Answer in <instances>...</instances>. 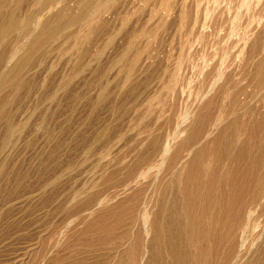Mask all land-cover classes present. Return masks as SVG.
Returning a JSON list of instances; mask_svg holds the SVG:
<instances>
[{
  "label": "rangeland",
  "instance_id": "374dc122",
  "mask_svg": "<svg viewBox=\"0 0 264 264\" xmlns=\"http://www.w3.org/2000/svg\"><path fill=\"white\" fill-rule=\"evenodd\" d=\"M119 1L120 2L117 5L118 7L116 6L111 10V13L106 14L105 16V18L107 19L105 20L106 24L103 25L101 28H99L101 29L100 32L99 29H97L93 34V39L91 43L89 44L86 43V45L83 46V49L88 50V54L85 55L84 58L81 60L79 64L80 67L79 69L77 68L78 65L76 66L75 64V61L74 60L71 61L69 52L67 50L57 47V45L54 44L53 48L55 47L56 48L54 49V52L51 55L44 58L43 59L44 61H42L40 65L30 66L28 70L29 75H27L28 82L26 87L19 92V99H17L14 103H11L10 102L11 97L7 96L8 98H6V100L3 103L4 108L6 110L8 109L7 113H9L10 116L14 115L15 121L18 124V126H21L26 121H27V125H26V129L21 135L22 137L20 136V138L16 140V144L13 145L12 147L11 146L8 147L4 151V153L0 156V159L3 160L6 159V167H7V171L5 173H0V264H52V259L55 256V253L57 252L56 248H55L56 250L52 249L54 248V244L60 243V241L64 239L63 237H65L66 233L68 232L67 228L68 230L71 229V227H67V226L64 227L65 225L63 226V222L66 221V217H67L66 215L67 213L66 211H64L63 207L67 203L68 201L67 199H69V197L73 194L74 191L82 187L85 182H88V179L92 177V173H91L92 171L95 170L97 175L96 177L100 178L103 173L100 166L104 165L105 163L109 164L108 166L106 165L104 167L105 169H108L107 170L108 173L115 172V170H117V168H115L117 165L110 162L112 156L114 154L115 155L118 154V152H121L122 148L128 147L129 145L131 146L132 143L133 144L135 142L137 144L138 142L140 143L141 142L140 140L142 139V137H144V135H142V130L148 127V125L152 126L154 133H156L161 137L164 136L166 137L167 133L173 130L175 119L177 120L180 117L179 116L180 114L182 117H184L187 114L186 111H189L191 113L197 111L200 104L202 103L201 89L203 87L204 81L206 80V78H209L211 76H212L211 78H213V74L215 73L214 72L215 70H213L212 72V69H216V65L218 68L220 67L222 72H224L222 74L224 78H228V77L232 78L233 82H238L239 84H241L242 89L244 88L242 90V92H244L242 94L244 97L241 96V98H243L244 100L245 99L254 100L253 110H255V115L258 116V117L255 116L254 119L251 121L253 122L256 119L255 122L252 123V126L254 127L250 125L251 122L249 123L250 133L247 134V136L244 139L245 143L246 141L248 142V144H245L246 147L245 152L247 151L248 154V151L251 149V151L253 150V152L256 155L252 152V154L249 153L248 154L249 156L247 155V157L245 156L246 154L243 155L244 158L243 156L241 158H236V159L234 157L233 160L229 162L230 165L232 164L231 169L233 172L232 173L233 179L234 177L236 179V176L239 177V175H241V170L243 171L242 173H244V177L248 173L249 176H251V177L248 176L245 177L246 179L244 178L245 181L243 182L244 185L242 184V188L243 190H247V194L245 193L243 194L244 202H242L241 205H238L239 207L237 206V208H235L234 206V208L236 209L235 211L233 208L234 211L233 213L234 214L237 213V215H233L231 217V220H226L223 223L225 222L239 223L238 227L240 228L241 231L240 233L237 234L239 237H241L244 234V229L246 228L245 217L249 213L254 211L255 208L257 209L259 217L262 220H264V206L258 208V202H259L258 192H259L260 184L258 185L256 184L258 180V175H257L258 172H261L262 173L261 176L264 177V167L261 170H259V167L257 168V164H256V166L254 167L255 170L252 169V172L250 171L251 169L249 170V168L252 167V164L250 163H252L253 160H255L254 158H256V161H259L262 159V158L260 159L259 157H263L262 153L264 152V149L262 150L263 151L262 152L260 148L261 149L264 148L263 146L264 140L262 143V139H264V128H263L264 121L262 122V119H264V107H263L264 99H255L253 92L254 88L249 85L252 80V77L250 76L249 72L250 71L253 72L255 69L252 68L253 66L252 67L248 66L246 68L244 64L245 60L242 59L243 56H245L244 55L245 50L248 49L250 50V48L252 49V47L249 46V44L256 42L258 39L261 40L264 37V31H263L264 30V22H263L264 0H260L259 5H258L259 2L257 3V0H253V2L255 1L253 3L254 8L252 7L253 8L251 10L252 12L250 11L249 13L246 12L247 9L245 7L241 6L243 5L244 0L242 1L231 0L233 3H231L230 0H226V1L220 0L217 2L216 1L213 2V0L211 2L210 0L211 3H209V0H185L186 2L183 3V9H184L183 16L186 14V18L184 16V19L180 17L181 5L178 2H180L181 0L179 1L176 0L173 6L174 8H172V12L170 11V13L168 12L165 13V11L162 9L159 3L160 0H153L151 1L152 3L151 2L146 3L143 0H119ZM153 3L156 5H154ZM177 4L179 5L180 8L178 7ZM228 4H231V6ZM173 9L176 10L173 11ZM232 9L233 12H230ZM139 10H143L144 13ZM156 10L158 13L156 12ZM192 10L194 11L192 12ZM115 11L117 12L115 13ZM162 11H163V15L166 17L167 20L166 27L164 29H160L154 24L155 27L152 29L151 34L147 38L141 37V39H139L140 37H137L136 35L133 34L131 35L132 31L138 27L147 26V28H151L152 27L151 23L153 22L155 23L157 21V19L162 15ZM190 11L192 12V14ZM174 12L176 14H174ZM216 12H220V13H216ZM229 12L232 14H230ZM228 14H230V16ZM187 15L189 17H187ZM201 17L202 19H200ZM148 18L150 19L147 20ZM239 18L242 20L240 21ZM181 20L183 22H181ZM212 20L214 21V23ZM248 21H250V23H248ZM255 21L257 22L256 24L257 26L254 27L256 23ZM247 24H249L250 27ZM183 25L184 28L186 25L187 27L186 30L183 29L182 32L181 29ZM214 25L215 27L216 26L221 27L222 31L221 28L219 27L218 28L213 27ZM245 25H247L248 27ZM261 25H263V27ZM235 26L236 29L233 28ZM237 27H240V29L241 28H245V29H241V31H237L236 33V30H239V28ZM251 27H253L254 29ZM216 30L217 32H215ZM224 30H226V32ZM242 30L243 33H241ZM249 30L252 33H250ZM254 30L255 32H253ZM79 31H83V30H79ZM225 34L227 37L224 36ZM255 34L256 36H260V37H256ZM214 35L215 38H212L214 37ZM229 35L230 38L228 37ZM241 35L243 36L244 41L242 40ZM217 36L220 37L222 36V37L217 38ZM235 36H236V42L234 38ZM78 37H79L78 38L79 41L83 40L86 37V32H82L81 34L78 35ZM109 37H111V39L109 40L111 41L114 40V42L110 41L111 43L104 48L105 46L104 41L108 40ZM145 39H147V41L149 40L150 42L152 41L151 42L152 45L150 48L151 58L149 59L146 57L148 52L145 51L144 56L146 58L142 56L143 59H141L138 63L139 64L138 70L136 71L134 76L130 78V82L127 84V86L124 87L123 83L125 82L126 79H128L127 77H125L127 76V73L126 74L124 73L123 75L125 76H122L120 78L116 77L117 74L121 71L122 69L121 67L123 66V64L114 65L112 61L114 57L116 58L117 55H121L122 50H124L123 47L127 44V42L140 43V42H145L146 41ZM218 39L219 41H217ZM223 39L225 41H223L220 44V42ZM192 42H194L193 45ZM218 42L221 46H223L224 43V49L227 44L226 49L222 50L221 49L222 47H218L219 46ZM229 42L231 43L232 46L229 44ZM245 42L247 43L248 48L246 46V49L244 50L243 48L245 46ZM229 45L232 55L229 58L228 62H225L224 64L220 65V60L224 55L222 54V51H224L223 53H225V51L228 50ZM210 47L213 48L214 50L212 49L209 50ZM217 47L221 50V52ZM215 49L218 50L215 51ZM210 52H211V56H210ZM134 53L135 51L132 50L131 54ZM213 54L215 55L213 56ZM77 55L78 52H75L73 57H77ZM239 62L242 63L243 66H241L242 64H240ZM237 63L239 67H237ZM251 68L254 70H252ZM242 69H244V71H242ZM230 73L231 75H229ZM65 76L68 77L67 78L68 85H66L64 89H61L58 92H56L55 94L56 96L54 100L51 101L49 99L50 94L56 90L55 88L57 84ZM170 76H175L176 78L173 79L170 78ZM203 76L205 80L203 79ZM240 78L242 79L245 78V79L242 81V79ZM172 79L173 81H171ZM179 80L181 84L180 87H179L180 85ZM174 81L175 84L173 85ZM168 84L172 86V89L164 88ZM195 86L197 87L196 89ZM103 87L107 88L105 93L106 96L103 100H99V94ZM3 92H9V89L5 88L3 89ZM204 93H206V90ZM157 96L158 98L155 100L157 102H155L154 105L151 103V101H153L154 97ZM159 98L161 101H163L166 104L162 106L163 112L162 110H160V108L162 107L161 105H159L158 102ZM209 101H211L212 104L207 103ZM221 102H222V98H220L219 89L215 88L212 91L206 93V101L204 102L203 109L206 110L209 109L208 112L210 111L211 112L209 114L206 110H205L206 112L204 111L205 119L202 117L203 120L202 123H204L203 125L204 127L207 126V120L209 121L212 118L211 113L213 115L217 113ZM7 104H10V106ZM151 104L153 105L152 113H150L148 116H146V118H144L141 121L140 120L141 115L144 114L146 111H148V108ZM207 106H209V108ZM255 106L258 107L260 110ZM256 110L258 111L256 112ZM206 113L208 114V116L211 115L210 119L206 118L207 117ZM158 116H160V118ZM155 117L156 118L158 117L159 120L156 121ZM259 117L263 124L260 122V120L257 121ZM134 118L136 120H134ZM6 119L8 118L6 117L5 120L4 118L1 119L2 121L0 120V136L3 135L4 124H5L4 122L6 121ZM189 121L191 127L189 126V123H186L187 127H189L192 131L195 130L193 132H199V133L203 132L202 130L204 128L203 126H201L202 125L201 122L200 125L198 124V121L196 123L193 120H189ZM204 121L206 122V125ZM226 121L228 122L229 120L226 119L222 123V125L227 123ZM196 125H197V129H195ZM198 126L202 128H199ZM260 126H262V128H260ZM102 130H106L107 133L99 137L97 141H94L95 137ZM172 132H170L169 134H171ZM193 132L190 133L193 134ZM199 133L197 134L194 133L193 136L198 135ZM175 136L177 135L173 134L171 138ZM185 137L186 136H184V138ZM241 137L240 138L243 139V136ZM137 138L139 139V141ZM171 138L169 140H166L165 143L163 144L164 150H167L170 143H172ZM246 138H248V140ZM133 140L136 141L133 142ZM260 142L262 144H260ZM251 144H254L252 145L253 148H251L252 147L250 146ZM88 146H91L92 151L88 153L89 155L88 157H85V152L89 148ZM151 149H152L151 147L148 150L146 148L147 151ZM258 150H260L261 152ZM259 152L262 155L260 154L259 156ZM184 153L187 154H185L186 156L183 155V160H188V158H190L191 155L190 150L184 151ZM250 156L253 157L250 158ZM126 157L128 160L127 162H131L132 164L136 162L135 160L137 158L136 155L127 154ZM148 160L150 161L152 160V161L148 162ZM157 161H161V157L154 158L149 156L147 160L143 161L140 164L141 169L135 167L137 170L135 171L136 175L133 180L130 181L128 180L127 182L125 181L127 179L124 180L119 179L118 176L123 174H117V177L115 176L116 178L114 179L113 182L106 183L107 185L104 189L101 190H99V188L94 189V191L97 192V195L99 196L102 195V197L106 196L107 199L110 201L111 200L113 201L115 199L117 202L115 201L116 203H113L114 205L116 204L118 207L122 205L124 206L125 209L128 210V213L130 215L128 214V216L125 215L123 217L124 224L128 223L127 221L129 218L132 220L131 217H134L133 220H136L140 224L143 221L144 212L151 210L150 207H152V205H149L151 203L148 202H150L149 197L151 198L152 194L151 191L150 190L147 191V189L151 187L153 182L151 183L149 181H153L154 177L156 178L157 176L156 183L158 184L160 182H163L162 179L163 178L166 179V176L168 177L170 175L168 179L171 178L173 171L171 170L168 171V169H166L165 171V167L161 168V166ZM151 163L153 164L151 165ZM238 165L240 166V168H238L239 170L237 173H234V171L237 170L236 167H238ZM248 166L251 167L248 168ZM99 168L100 171L98 170ZM159 170L161 172L163 170L164 171L160 173ZM93 177L96 178L95 176ZM117 181L121 183L119 184L118 182L117 185L116 184ZM145 183L147 184V186ZM134 184L136 185L134 186ZM246 186H248V189ZM244 187H246V189ZM238 189L240 190V188ZM174 190H176V188L169 189L170 192L168 191V193H170L169 194L170 196L175 195ZM135 192L137 194H135ZM237 192L239 194L240 191L235 190L236 194ZM145 194L147 195V197ZM114 195L116 197H114ZM134 195L136 196L138 195V196L136 197ZM123 200L126 202L120 204V202ZM145 200H148V202L146 201V204H145ZM86 202H88V200L80 201L81 204H85ZM171 202L172 200H170L169 202L170 205L169 207H171L172 205L173 208L171 210L175 211L174 210L175 204ZM131 205L132 208H129ZM183 205L187 206V203L183 201L181 206ZM157 206H161V203L158 202ZM200 206L201 205L196 204V209H195L196 212H194L195 210H191V208L190 209L188 208V212L184 210L183 214L186 213L185 215L188 216L187 214L197 213L196 215L199 216L203 214L204 211L203 205L202 207ZM156 207L153 209L156 210ZM143 208H145L146 210ZM137 209L138 211H136ZM223 211L224 210L221 207H218L216 210L213 211L212 218H214L213 220H215V222L216 220L219 221V219L223 217ZM170 214L168 215L170 216ZM174 214L175 212L172 213L170 217L168 216L169 218L167 217V214L166 216H163L165 218L167 217L168 219H170L171 222L174 224L171 227L172 229L174 228V230L171 229V234H173L172 236L175 235V238L181 240V246H180L181 249H173V251L176 252L183 251L184 253H189V254L193 252L194 256H196V254L198 253V249L195 248L192 251V247H191L192 241L191 240L189 241L188 239L192 235V232L189 229V227L185 228L183 226L184 215L182 214L181 216H178ZM216 216L217 217L221 216V217L217 218ZM175 217L176 219L179 218V220L177 219V221H179L178 223L181 226H178ZM138 218L140 219V222ZM165 218H163L164 221L169 222V220ZM130 219L129 221H131ZM173 219L174 221H172ZM237 219H239V221L235 222V220ZM110 220H112V218ZM181 221L183 222V225ZM51 222L56 224V227L53 228L54 230L48 229L50 228L48 227V224H50ZM76 227L77 226L72 227L73 230H70V232L72 233V238L75 237V240H77L78 230L82 226L78 225L79 228ZM177 228L182 230L180 235L176 234V232H180V231H175ZM121 229H125V228L122 227L119 230ZM59 230L60 233H58ZM61 231L63 232L65 231L64 235H60L63 234ZM70 235L71 234H69V236ZM44 239L45 240L48 239V242H45L46 244L42 242ZM71 241L72 242H70V245L74 244V241L73 240ZM126 241L127 239L123 241L122 240L116 241L113 245L117 246L121 244L120 247L121 246L123 247L126 245L125 244ZM178 242L180 241L178 240ZM67 243L68 242L66 241V243L64 244ZM156 244L158 243L153 242L152 244L153 249L156 248L157 246ZM204 244L205 242H202L203 246ZM52 245L53 247H51ZM160 248H162V250L159 248L155 249L157 251L156 254H158V256H156L158 260V261L156 260L157 264H161V263L163 264L164 261H165L164 264L172 263V261H170L171 259H167V257L170 258V256L165 255L164 253L165 250L163 251L164 248L163 247ZM100 249L101 251H98ZM153 249L152 251L156 252ZM72 250L73 248H70V251ZM76 250L77 251L75 252V254H78L77 256H80L82 254H85L83 250H88V249H85L83 247L81 248L76 247ZM89 251H93L92 253L95 254V257L93 256L94 258L96 257L98 258V256H101L99 257V259H105L107 256H109V258L108 257L106 258L107 260L109 259L108 261H111L113 259L112 256H114V253L109 254L107 251L105 250L103 251V248H99L98 246L92 247V250ZM159 251H161L160 252L161 257L158 253ZM162 251L164 253L163 255H162ZM103 254L105 255V257L102 256ZM127 254H128L127 256L130 257L132 253L127 252ZM148 254L146 251L141 252V250H138L136 256L137 258L136 264H147ZM60 255H62V257L68 256L69 250L62 251L61 248ZM224 255L225 254L223 253L222 255L218 254L217 249L213 250L212 253L210 254L212 260L211 263L222 264L224 259L220 257L221 256L224 257ZM161 258L162 259L166 258L167 261L166 259L162 260ZM113 260L111 263H113ZM131 260H133L134 262L135 257L131 258ZM191 261L193 262V264H195V260L193 258L191 259Z\"/></svg>",
  "mask_w": 264,
  "mask_h": 264
},
{
  "label": "bare ground",
  "instance_id": "6f19581e",
  "mask_svg": "<svg viewBox=\"0 0 264 264\" xmlns=\"http://www.w3.org/2000/svg\"><path fill=\"white\" fill-rule=\"evenodd\" d=\"M143 1L146 3H149L153 0H143ZM177 1H179V0H177ZM214 1L217 2L220 0H213V2ZM259 1L260 0H257V3ZM119 2H120L119 0H0V120L2 118H4V120L6 117L8 118L4 122L5 124H4L3 135L0 136V142H1L0 143V156L4 153V151L8 147H10V146L12 147L13 145L16 144V140L18 138H20V136L23 134L24 130L26 129L27 121L24 122L22 125L20 124L21 126H18V124L15 121L14 115L10 116V114L7 113L8 109L6 110L4 108L3 103L6 100V98H8V97H11V101H10L11 103H14L17 99H19V92L21 90H23L27 85V82H28L27 75H29L28 70H29L30 66L31 65H40L42 63V61H44L43 60L44 58L48 57L49 55H51L54 52V49L56 47L55 48H53V47H54V44H56L57 47L64 49V50H67L69 52L71 61L74 60L76 66L78 65L77 68L79 69L80 68L79 64H80L81 60L84 58L85 55L88 54V50L83 49V46L86 45V43H88V44L91 43V41L93 39V34L95 33V31L106 24V22H105V20H107L105 18L106 14L111 13V10L113 8H115ZM175 2H176V0H160L159 3L161 5L162 9L165 11V13H167V12L170 13V11L172 12V8H174L173 6H174ZM185 2H186L185 0L184 1L181 0L180 2H178L181 5L180 17L183 19H184V16L186 18V14L183 16V14H184L183 3H185ZM211 2H212V0H211ZM211 2L209 0V3H211ZM254 2H253V0H244L243 5H241V6L245 7L247 9L246 12L249 13L254 8L253 7ZM204 3H206V2H204ZM231 3H233V2L231 1ZM234 3H236V2H234ZM187 4H185V5H187ZM259 4H260V2L258 3V5ZM154 5H156V4H154ZM198 5H199V3H198ZM228 5L231 6V4H228ZM217 6H218V3H217ZM254 6H255V4H254ZM178 7H179V5H178ZM232 7H230V8H232ZM237 7H238V4H237ZM207 8H208V6H207ZM228 8H226V9H228ZM226 9H225V12H226ZM233 9H235V8H233ZM233 9L230 12H233ZM154 10H155V7H154ZM174 10H176V9H173V11ZM139 11L143 12V10H139ZM193 11L194 10H192V12ZM116 12L117 11H115V13ZM156 12H157V10H156ZM192 12H191V14H192ZM220 12H216V13H220ZM238 12H239V10H238ZM254 12H255V9H254ZM241 13H242V11H241ZM256 13H257V11H256ZM147 14H145V15H147ZM152 14H155V13H152ZM174 14H176V13L174 12ZM212 14H213V12H212ZM230 14H232V13H230ZM230 14H228V15L230 16ZM215 16H218V15H215ZM241 16H242V14H241ZM258 16H260V15H258ZM258 16H257V18H258ZM261 16H262V13H261ZM187 17H189V16L187 15ZM210 17H211V15H210ZM240 18H239V20L241 21L242 19H240ZM149 19L150 18H148L147 20H149ZM200 19H202V17ZM216 19H218V18H216ZM182 20H181V22L184 21V20L183 21ZM186 20H188V19H186ZM208 20H209V18H208ZM166 22H167L166 17L163 15V11H162V15L157 19V21L155 23L154 22L151 23V25H152L151 28H147V26L146 27H138L132 31L131 35L132 34L136 35L137 37H140L139 39H141V37L147 38V37H149L152 29L155 26L159 27L160 29H164L166 27ZM230 22H229V25H230ZM213 23H214V21H213ZM248 23H250V21H248ZM154 24H155V26H154ZM256 24H257V22L255 23L254 27L257 26ZM261 24H263V23H261ZM215 25L213 27H215ZM247 25H249V24H247ZM247 25H245V26H247ZM238 26H240V25H238ZM261 26L263 27V25H261ZM186 27H187V25L185 26V28L183 25L182 29L180 28L181 31L183 32V29L186 30ZM218 27L216 26L215 28H218ZM241 27H243V26H241ZM249 27H250V25H249ZM262 27H260V28H262ZM77 28L79 30H83V31H79ZM219 28H221V27H219ZM233 28L236 29V26ZM237 28H239V30H236V33H237V31H241V29H245V28L240 29V27H237ZM251 28H253V27H251ZM100 30L101 29H99V32H100ZM247 30H248V28H247ZM250 30H249V32L252 33ZM211 31H213V30H211ZM221 31H222V28H221ZM224 31L226 32V30H224ZM82 32H86V37L83 40L79 41L78 35L81 34ZM215 32H217V30ZM253 32H255V30ZM241 33H243V30ZM226 34L224 36H226ZM194 35H195V33H194ZM222 35H223V33H222ZM247 35H249V34H247ZM209 36H212V35H209ZM255 36H256V34H255ZM114 37H115V35H114ZM218 37H220V36H217V38ZM228 37L230 38V35ZM251 37H252V34H251ZM256 37H260V36H256ZM132 38H133V36H132ZM212 38H215V35ZM234 38H235V42H236V36ZM109 39H111V37H109L108 40L104 41V43H105L104 48L107 45H109L112 41L114 42V40L111 41ZM207 39H209V38H207ZM248 39H249V37H248ZM145 40H146L145 42H140V43L127 42V44L123 47L124 50H122L121 55H117L116 58L114 57V59L112 61L114 65L123 64V66L121 67L122 69L120 68L121 71L117 74L116 77L120 78L122 76H125V75H123L124 73L125 74L127 73V76H125V77H127L128 79H126L125 82L123 83L124 87L127 86V84L130 82V78L133 77L134 74L136 73V71L138 70V66H139L138 63L141 59H143L142 56L145 55L144 54L145 51L148 52L146 57L149 59L151 58V53H150L151 49L150 48L152 45V43H151L152 41L150 42L149 40L147 41V39H145ZM242 40H243V36H242ZM130 41H131V39H130ZM185 41H186V39H185ZM217 41H219V39ZM223 41H225V40L223 39L220 42V44ZM194 42H195V40H194ZM194 42H192V45ZM214 44H215V42H214ZM218 44H219V42H218ZM220 44L218 47H222L221 49L225 50L227 44L225 46V49H224V43H223V46H221ZM229 44L231 45L230 42H229ZM236 44H238V43H236ZM248 44H249V42H248ZM230 45H229L228 50L225 51V53H223L224 51H222V54H224V55L222 56V58L220 60V65L229 61V58L232 55L231 50H230ZM206 46H208V45H206ZM209 46H210V43H209ZM246 46H247V43L245 42V46L243 48L244 50L246 49ZM249 46H251L252 49L250 48V50L249 49L245 50V54L243 53L245 56H243V58H242L243 60H245L244 64H245L246 68L248 66H251V67L253 66L252 68L255 69L254 70L251 68L254 71L249 72L250 76L252 77L251 83L249 85L254 88L253 92H254L255 99H264V37L261 40L258 39L256 42H254L252 44L250 43ZM181 48H182V46H181ZM215 48H216V46H215ZM247 48H248V46H247ZM211 49L214 50L213 48L210 47L209 50H211ZM218 49H215V51H217ZM132 50L135 51L134 54H131ZM185 51H186V49H185ZM75 52H78L77 57H73ZM220 52H221V50H220ZM214 55L215 54H213V56ZM210 56H211V52H210ZM146 57L144 56V58H146ZM231 62H232V60H231ZM213 63H211V64H213ZM242 63H240V64H242ZM241 66H243V64ZM237 67H239L238 63H237ZM213 70H215L214 71L215 73L213 74V78H211L212 77L211 76L209 78H206V80H205V78L203 76V79L205 81L203 80L204 81L203 87H202V89L200 88L201 93H202V95H201L202 96V103L200 104L199 108L197 109V111H195L193 113L186 111L187 114L184 117H182L180 114L179 115L180 117L178 116L179 118L177 120L175 119V123L173 125V130H172L173 132L170 131V132H172L171 134H169L170 133L169 132V133H167L166 137L165 136L161 137V136L157 135L156 133H154V130H153L151 125L150 126L148 125V127L144 128V130H142V135H144V137H142V139L140 140L141 141L140 143L138 142V144H137L135 142L138 138L135 141L133 140V142H135L136 144L135 143L133 144L130 141L132 143V145H134V146L129 145L128 147L122 148L121 152H118V154H116V155L114 154L112 156V159L110 162L117 165L115 167V168H117V170H115V172L108 173L107 172L108 169H105L104 167L106 165L108 166L109 164L105 163L104 165L100 166V168L103 171L100 178L96 177L97 175H96L95 170L92 171L91 172L92 177L90 179H88V182H85L82 187H80L79 189L74 191L73 194L69 197V199H67L68 201L63 207L64 211H66V213H67L66 214L67 215L66 221L63 222V226L65 225L64 227H66V226L71 227L70 230H73L72 227H75V226L78 227V225H80L82 227L78 230L77 240H75V237L72 238V233L67 228L68 232L66 233V236L63 237L64 239L61 240L63 242L60 241V243L54 244V248H52V249L54 250L56 248L57 250L56 249L55 250L57 252L55 253V256L52 259V264H136V261H137L136 256H137L138 250H141V252L146 251L147 254L149 253L147 255V257H148L147 264H157L156 256H158V254H156L157 251L155 249L159 248L162 250V248H160V247L164 248L163 251L165 250L164 253L166 256H170V258L167 257V259H171L170 261H172V263H169V264H193V262L191 261L192 258L195 260V264H212L210 254L215 249L218 250V254H221V255H222V253L225 254L224 257H222V256L220 257V258L224 259L222 264H264V220H262L259 217L257 209L255 208L254 211H252V209H251L252 212L249 213L245 217L246 218V220H245L246 228L244 229V234L241 237H239L237 234V233H240V231H241L240 228L238 227L239 223H231V222L223 223L226 220H231V217L233 215H237V213L234 214L233 212L236 210L235 208H237L238 205H241L242 202H244L243 201V198H244L243 194L244 193L247 194V190H243L242 184L244 185L243 182L246 179L245 177H247V176L251 177V176H249V173H248L244 177V173H242L243 171L241 170V175H239V177L236 176V179H235V177L233 179V177H232L233 172L231 169L232 164L230 165L229 162L231 160H233L234 157H235V159L241 158L245 154H246L245 156L247 157V155L249 153L252 154V152H253V150L251 151V149L248 151V154H247V151L245 152V148H246L245 144H248V142L246 141V143H245L244 139L247 136V134L250 133L249 123L254 119L255 116H257V115H255V110H253L254 100H248V99L244 100L243 98H241V96H243L242 94L244 93V92H242V90L244 88L242 89L241 84H239L238 82H233L232 78H229V77L224 78V76L222 75L224 72L221 71L220 67L218 68L216 65V69H212V72H213ZM242 71H244V69H242ZM210 74H212V73H210ZM229 75H231V73ZM67 78H68L67 76L63 77V79L57 84V86L55 88L56 90L50 94L49 99L51 101L54 100V98L56 96L55 95L56 92H58L61 89H64V87L66 85H68V79ZM170 78L174 79L176 77L170 76ZM173 79L171 81H173ZM240 79H242V78H240ZM244 79H242V81ZM249 79H251V78H249ZM181 83H182V81H181ZM174 84H175V81H174L173 85ZM179 84H180V80H179ZM201 84H202V82H201ZM180 86H181V84L179 85V87ZM193 86H194V84H193ZM5 88H8L9 92H3V89H5ZM164 88L172 89V86L170 84H168ZM196 88L197 87L195 86V89ZM215 88L219 89L220 98H222V102L219 105L220 107H219V110L217 111V113L215 115H213L211 113L212 118L210 117L211 115L208 116V114L206 113L207 117L206 116L205 117L209 118V119L211 118V119L209 121L206 119L207 120V126L204 127L203 126L204 123H202L203 122L202 117L204 118V115H205L204 111L206 110V109H203L204 102L206 101V93L212 91ZM106 89L107 88H104V87L101 89L100 94H99V100H103L105 98ZM205 90H206V93H204ZM245 90H246V88H245ZM193 91H194V89H193ZM248 92H249V90H248ZM177 94H178V92H177ZM192 96H193V93H192ZM157 98H158V96L154 97V99H153V101H151V103L154 104L155 102H157V101H155ZM160 98H159L158 102H159V105H161V107H162L165 103L163 101H161ZM198 100H200V99H198ZM207 103L212 104L211 101H209ZM152 104L149 106L148 111H146L145 113L143 112L144 114L141 115V117H140L141 121L144 118H146V116H148L150 113H152V111H153V109H152L153 105ZM7 105L10 106V104H7ZM207 107L209 108V106H207ZM256 108H258V107H256ZM160 110H162V112H163V107L160 108ZM208 110H206V111L208 112ZM257 111L258 110H256V112ZM210 112H208V113L210 114ZM256 114H259V113H256ZM138 117H136V118H138ZM158 117L160 118V116H158ZM158 117L157 118L155 117L156 121L159 120ZM226 119L229 121L228 122L226 121L227 123L222 125V123ZM134 120H136V119L134 118ZM189 120H193L195 123L198 121V124H200V125L202 123L201 126H203V128H204L202 130L203 132L202 131H200L202 133L193 132L195 130L192 131L189 127H187L186 123H189V126H190ZM255 120L253 122H255ZM258 120H260V117H259V119H257V121ZM263 121H264V119H262V122ZM133 122H135V121H133ZM253 122H251V124H250L251 126H252ZM260 122H261V120H260ZM205 125H206V122H205ZM141 127H142V124H141ZM198 127L202 128L200 126H198ZM252 127H254V126H252ZM248 128H249V131H248ZM260 128H262V126H260ZM195 129H197V125H196ZM190 132H193V134L194 133H196V134L199 133V134L193 136V134H191ZM105 133H107L106 130H102L95 137L94 141H97V139L99 137H101L102 135H104ZM173 134L174 135L176 134L177 136L171 138V136ZM262 134H263V132H262ZM184 136H186V137L184 138ZM241 136H243V139H241L242 138ZM170 138L172 139V143H170L167 150H164L163 144L165 143L166 140H169ZM256 138H258V137H256ZM246 139L248 140V138H246ZM263 140L264 139H262V143H263ZM138 141H139V139H138ZM174 143H175V145H174ZM262 143L260 142V144H262ZM171 144H172V146H171ZM252 145H254V144H251L250 146H252ZM88 147L89 148L85 152V157H88L89 156L88 153L90 151H92L91 146H88ZM150 147L152 149L147 151L148 149H150ZM260 147H262V146H260ZM110 148H111V146H110ZM146 148H147V150H146ZM251 148H253V146ZM263 149L264 148H262V149L260 148L261 151ZM187 150L188 151L190 150V153H191L190 158H188V160H183V155L187 154V153H184V151H187ZM246 150H248V149H246ZM260 150H258V151H260ZM260 152H259V156L261 154ZM127 154L136 155L137 158L135 159L136 162H134V164H132L131 162H127L128 161L127 157H126ZM262 154L264 157V152ZM255 155H253V156H255ZM149 156L154 157V158L155 157L156 158L161 157V161H157L159 163V165L161 166V168L165 167V171H166V169H168V171L171 170V171H173V173L171 175V178L168 179V177H170V175L168 177L166 176V179L163 178L162 179L163 182H160L158 184L156 183L157 182V176H156V178L154 177L153 181H149V182H151V183L153 182V183H152L151 187L149 189H147V191L150 190L152 195H151V198L149 197L150 202H148V200H145V204H146V201L148 203H151V204H149V205H152V207H150L151 210L144 212L143 221L140 224L136 220H133L134 217H131V216L130 217L132 218V220L129 218L131 221H129V219H128V221L126 220L128 223L124 224L123 223V217L125 215L128 216V214H129L128 210L125 209L124 206H122V205H120L119 207L116 204L114 205L113 203L117 202L115 199L113 201L112 200L110 201L107 199L106 196L102 197V195H100V196L97 195V192H95L94 189H96V188H99V190L104 189L107 185L106 183L113 182L114 179L117 177V174H123V175L118 176L119 179H123V180L127 179V180H125L127 182H128V180L129 181L133 180L135 175H136L135 171L137 170L135 167L140 168V166H141L140 164L143 161L147 160L149 158ZM253 156H250V158ZM263 157H259L260 159L262 158L259 161H256V158H254L255 160H253V162L251 159L252 163H250V164H252V167L248 166V168L251 167V168H249V170L251 169L250 170L251 172H252V169H254V167L256 166V164H257V168L259 167V170H261L264 167V158ZM243 158H244V156H243ZM149 161L150 160H148V162ZM155 162H156V160H155ZM152 164L153 163H151V165ZM250 164H248V165H250ZM157 167H158V165H157ZM241 167H242V165H241ZM100 168L98 169L99 171H100ZM103 168H104V170H103ZM236 168H237V170L234 169L236 171V172L234 171V173L238 172V170H239L238 168H240V166L238 165V167H236ZM6 171H7L6 159H4V160L0 159V173H5ZM162 172L160 171V173H162ZM115 173H116V175H115ZM245 173H246V171H245ZM257 175H258V180H257L256 184L257 185L260 184L259 185V192H258V194H259L258 208H259L261 206H264V189H263L264 177L261 176L262 175L261 172H258ZM93 176H95L96 178H94ZM159 177H160V175H159ZM119 181L116 182L117 185H118ZM120 183L121 182H119V184ZM135 185L136 184H134V186ZM146 186H147V184H146ZM148 186H149V184H148ZM246 187L248 189V186H246ZM246 187H244V188L246 189ZM146 188H148V187H146ZM172 188L173 189L176 188V190H177V192H176V190H174L175 191V193H174L175 195L173 194L174 196H170L169 195L170 193H168L169 189H172ZM238 188H240V190ZM235 190L240 191L239 194L237 192L238 195L235 193ZM147 191H146V194H147ZM139 193H141V192H139ZM117 194H115V195H117ZM135 194H137V193L135 192ZM115 195H114V197H116ZM134 196H136V195H134ZM146 197H147V195H146ZM144 198H145V196H144ZM83 200H88V202H86L85 204H81L80 201H83ZM170 200H172V202L175 204V207H174L175 211L171 210L173 208L172 205H171V207H169L170 206L169 205ZM183 201L187 203V206H184V205L181 206ZM125 202L126 201L123 200L120 202V204H123ZM158 202L161 203V206H157ZM180 202H181V204H180ZM78 203H80V204H78ZM196 204L201 205L200 207H202V205H203V207H204L203 214H201V215L198 214L199 216L196 215L197 213L187 214L188 216L185 215L186 213L183 214L184 210H186L188 212V208L189 209L191 208V210H195ZM234 206H235V208H234ZM133 207H134V205H133ZM155 207H156V210L153 209ZM218 207H221L224 210L223 211V217L219 216L221 218L219 219V221L216 220V222H215V220H213L214 218H212V213ZM129 208H132V205ZM233 208H234V211H233ZM143 209H145V208H143ZM197 209H198V207H197ZM136 211H138V209ZM171 212L172 213L175 212L174 215H178V216H181L182 214L184 215L183 216L184 225H183V222L182 221L181 222L185 228L189 227V229L192 232V235L188 239H189V241L190 240L192 241V245H191L192 251L195 248L198 249V253L196 254V256H194L193 252H191L189 254V253H184L183 251H179V252L173 251V249H181L180 248L181 240L178 238H175V235L172 236L173 234H171V229H172L171 227L174 225L171 222V220L168 219L172 214ZM194 212H196V210ZM216 212H218V211H216ZM166 214H167V217L169 216L168 214H170V216L168 218L166 217L169 220V222H166L163 219V218H165L163 216H166ZM221 215H222V212H221ZM185 216H186V218H185ZM219 217H217V218H219ZM111 218H112V220H110ZM175 219H176V217H175ZM177 219L179 220V218H177ZM177 219H176V222L178 223L179 221H177ZM181 219H182V217H181ZM172 221H174V219ZM238 221H239V219L235 220V222H238ZM139 222H140V219H139ZM213 222H215V223H213ZM178 226H181V225H179V223H178ZM48 227H50L48 229L51 230L54 227H56V224L51 222L50 224H48ZM119 227L120 228L124 227L125 229L119 230L120 229ZM56 230H57V228H56ZM75 230H77V229H75ZM172 230H174V228ZM175 231H180V232H176V234H179V235L182 232V230H180L178 228ZM175 231H174V233H175ZM61 232L63 234H60V235H64L65 231L64 232L61 231ZM58 233H60V230ZM69 234H71V235L69 236ZM53 238H54V236H53ZM126 239H127V241L125 243L126 245L124 244L125 246H123V247L122 246L120 247L121 244L117 245V246L113 245L116 241H120V240L123 241ZM44 240L42 241L43 243L48 242V239L45 241ZM71 240L74 241V244H72V245H70V242H72ZM178 240L180 242H178ZM66 241L68 243L64 244V243H66ZM153 242L158 243V244H156L157 246L155 249L152 248ZM202 242H205L204 246L202 245ZM95 246H98L99 248H103V251L105 250L109 254L114 253V256H112V258L114 259V257H115V259L113 260L110 257L113 260V263H111L112 260L108 261L109 259L108 260L106 259L107 257L109 258V256H107L105 259H99V257H101V256H98V258L96 257L97 259L94 258L95 254L92 253L93 251H89V250H92V247H95ZM51 247H53V245ZM76 247H80V248L83 247V248L88 249V250H83V252L85 254L77 256L78 254H75V252L77 251ZM61 248H62V251L63 250L68 251L69 250V255L62 257V255H60ZM70 248H73L74 251L73 250L70 251ZM120 249H122V250H120ZM152 249L156 252H153ZM98 251H101V249ZM163 251H162V255L164 254ZM127 252L132 253L130 257L127 256L128 255ZM160 252L161 251L158 252L159 255H160ZM105 255H106V253H105ZM105 255L103 254L102 256L105 257ZM166 256H163V257H166ZM134 257H135V261L133 262V260H131V258H134ZM160 257H161V255H160ZM165 259H162V260H165ZM167 259H166V261H167ZM170 261H168V262H170ZM164 262H163V264H164Z\"/></svg>",
  "mask_w": 264,
  "mask_h": 264
}]
</instances>
